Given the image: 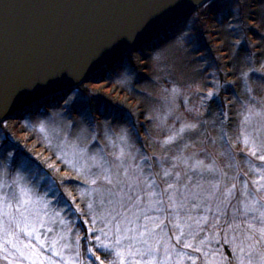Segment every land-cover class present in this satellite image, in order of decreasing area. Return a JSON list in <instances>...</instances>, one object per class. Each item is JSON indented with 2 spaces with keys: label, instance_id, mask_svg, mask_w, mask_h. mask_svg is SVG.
I'll use <instances>...</instances> for the list:
<instances>
[{
  "label": "rangeland",
  "instance_id": "rangeland-1",
  "mask_svg": "<svg viewBox=\"0 0 264 264\" xmlns=\"http://www.w3.org/2000/svg\"><path fill=\"white\" fill-rule=\"evenodd\" d=\"M211 3L212 7L206 5L202 19L192 13L176 23L190 30L186 32L190 42L169 40L161 44L163 37L159 36L78 90L63 95L73 99L77 93L82 94L90 109L91 125L83 123L78 115L80 104L66 106L60 98L0 125V137L4 134L8 137L7 142L0 140L3 148L15 155L17 149L13 145H17L34 162L33 182L43 184L41 177L47 173L49 184L54 183L72 207L71 212L59 208L54 203L56 197L34 189V195L41 197V206L43 200L50 205L48 215H42L41 222L35 224L39 229L37 235L41 236V242L58 241L53 250L59 255H42L38 248L26 247L28 242L24 237L18 239V234L0 228V264H31L33 259L44 264H92L100 255L92 247L97 241L91 235L82 239L91 232L102 237L98 243L112 249L105 264H120L121 260L124 264L149 261L152 264H261L264 234L259 231L257 222L253 221V228L249 229L246 221L264 211V161L260 160L264 155V147H261L264 128L260 127L258 118L245 122L248 116L245 105L264 107V0H211ZM158 45L167 55L162 66L153 59V49ZM241 72L246 73L243 79L247 81L248 91L240 79ZM174 87L179 88L180 94L169 97L172 101L169 112L163 90L170 92ZM210 93L215 94L212 100L207 99ZM57 103L58 108L52 107ZM66 107L71 111H65ZM100 112L105 115L101 116ZM57 113L63 117L59 123L67 125L77 121L80 127L88 128V138L75 141L78 127L63 151L53 148L50 137L39 128ZM158 114L160 120H157ZM69 115L71 120L67 119ZM118 116L124 117L126 122L115 120ZM193 118L203 120V127L198 125L195 130L179 135L184 121ZM106 129L113 138L121 132L126 134L130 146L126 151L130 150L135 157L134 160L128 158L129 165L144 164L147 157L142 179L154 180L162 195L165 211L160 215L168 227L164 233L150 239L148 245L139 241L115 245L113 232L104 226L103 210L84 208L87 185L82 175L67 163L76 159L74 144L89 149L92 154L102 148L112 161L118 149L110 147L104 139ZM170 136L175 142L166 144ZM20 163L16 161V165ZM16 165L9 162L13 175ZM165 171L172 176L165 178ZM199 172L204 173V179L199 178ZM4 174L6 172L0 173V179ZM177 176L180 183L174 184L169 193L177 200L187 197L185 209L178 216L170 215L174 206L165 193L168 182ZM210 179L217 188L208 182ZM194 193L200 195L194 197ZM226 193H230L227 200ZM225 203H229L227 224L219 212ZM232 206L239 209L234 222ZM12 211L0 207V220L11 219L7 214ZM187 225L193 226L195 238H189V242L195 249L176 242L181 232L189 231ZM48 227H53L54 232L47 233ZM149 246L156 249L155 257L145 256ZM88 249L92 252L91 259ZM117 253L122 255L117 256Z\"/></svg>",
  "mask_w": 264,
  "mask_h": 264
},
{
  "label": "snow or ice",
  "instance_id": "snow-or-ice-1",
  "mask_svg": "<svg viewBox=\"0 0 264 264\" xmlns=\"http://www.w3.org/2000/svg\"><path fill=\"white\" fill-rule=\"evenodd\" d=\"M202 3L208 4L212 7L211 0H202ZM158 35L163 37L161 44L167 43L169 40H178L182 42H190V36L186 35L187 31L185 25H176V20L173 18H161L159 19L157 25ZM155 55L153 57L154 61L158 66L165 65L167 60L166 52L162 49L160 45L153 49ZM142 55V54H141ZM231 67V65H229ZM246 73L241 72L240 79L245 85V91L247 89V81L243 78ZM174 83V82H173ZM58 88L57 82H51V90L55 92ZM165 93V105L168 107L169 112L172 111L171 103L172 101L169 97L174 98L180 94L179 88H172L169 92L168 89L163 90ZM215 98L214 93H210L207 99L212 100ZM60 99L65 101L66 106H75L80 104L81 108L78 110V115L82 118L83 123L89 125L92 124V118L90 114V109L86 107L87 101L82 96V94L77 93L76 97L73 99H68L67 96H61ZM251 103V101H249ZM54 108H58L59 104L52 105ZM248 112L246 117V123L251 122L252 119L258 118L260 127L264 128V107H256L253 105L249 107L245 105ZM65 111H71V108L66 107ZM99 111V109H97ZM191 111V110H189ZM101 116L105 114L100 112ZM223 116L224 114L221 113ZM107 118V117H105ZM63 119L59 113L56 117H49L47 122L42 124L39 131L42 134H46L50 137V143L53 148L63 151L64 147L69 143V138L72 137L73 130L79 127V132L75 136V141L80 142L88 138L89 129L80 127L77 121H72L70 124L64 125L59 123V120ZM67 119L71 120L69 115ZM115 120L119 122H126L125 118L122 116L114 117ZM161 117L157 115V120ZM4 123V119L0 117V124ZM204 121L199 118H193L191 121H184L183 127L179 129L178 134L182 135L187 131H192L199 125L203 127ZM222 123V121H221ZM2 131V129H0ZM259 131V129H258ZM104 139L108 145L114 149H118L117 152L113 153L112 161H109L104 154V149L97 148L95 154L87 148H79L78 144H74L77 149L74 153L76 159L74 162H67L78 174L82 175L84 183L87 185L84 189V208L89 211L102 209V216L105 220V227L113 232L114 243L116 246H121L124 241H139L145 245H148L149 240L156 236L158 233H164L168 227L165 223V218H163L160 213L164 212L163 208V198L162 195L157 190V186L154 180H144L143 169L144 164H147V157H144V164L137 165L135 167L129 165L127 160L131 157L133 160L135 157L131 156L129 149L128 139L125 133L121 132L118 136L113 138L112 134L108 129L105 130ZM138 139V138H137ZM3 142L8 141L6 134L0 137ZM93 140L95 137L93 136ZM175 142L174 137H169V140L165 143ZM95 147V145H93ZM17 149L16 154L13 155L12 152L7 151L3 148V144L0 143V173H5L3 179H0V207H7L12 209L7 215L11 216V219L0 220V228L5 231H12L17 238L24 237L27 240L26 247H30L33 250L39 249L40 254L47 255L51 254L53 257L59 255L58 252L53 250L58 241H53L51 244L47 240L41 242V236L37 235L39 229L35 227L36 223L41 222V216H47V208L50 206L47 200L42 201L39 195H34L33 190L43 191L46 195L50 194L56 197L55 205L59 208H66L69 212L72 211V207L64 200L63 195L59 192V188L54 184H49L47 173H43L41 179H43V184L34 183L35 172L33 170L34 162L25 156L21 152L17 145H13ZM264 147V144L261 145ZM256 155V153H253ZM20 160L21 163L16 165V161ZM260 160L264 161V155L260 156ZM16 165V174L13 175L12 169L9 168V162ZM150 167V166H149ZM38 170V169H37ZM195 172L196 169L194 168ZM208 171H211L210 169ZM200 179H204V173H198ZM172 173L165 171L164 177H171ZM191 181V177L189 178ZM212 184L213 188L218 186L210 179L208 181ZM180 177L177 176L174 181L168 182V188L165 189V193L168 194V199L174 206L170 212V215H180L181 210L185 209V203L187 197L184 196L183 199L177 200L174 198L172 193H169V189L173 188V185H179ZM31 185V187H29ZM83 187V185H77ZM186 187V186H185ZM197 187H200L197 183ZM179 191V189H177ZM183 196V193H180ZM194 197L199 196V193H194ZM230 193L225 194V199L227 200ZM251 195V193H249ZM230 203V202H229ZM229 203H225L223 208H219L220 214L225 217V223H229L226 219L228 212L227 208ZM197 208L200 205H196ZM234 211L232 214V221L237 219L236 213L239 211L235 206H232ZM264 207V206H262ZM83 211V210H81ZM247 215V214H246ZM253 221L259 224V231L264 234V211L261 212L260 216H252V220L246 221L249 229L253 228ZM55 223V222H53ZM153 225L150 227L149 225ZM199 225V221H197ZM205 224H207V219L205 218ZM231 226V225H230ZM239 227V225H236ZM178 227V225H177ZM189 231L187 233L181 232L179 236L176 237V242L178 244L183 243L185 248L195 249V245L189 242V238H195V232L192 225H187ZM203 226H201L202 228ZM53 227H48L46 229L47 233L54 232ZM101 232L104 231V227L100 229ZM87 235L95 237L97 242L92 243V247L100 253L92 260V264H105V261L109 256L112 255V249H109L107 245L98 243L102 239L101 236L97 235L96 232L87 233L82 239H86ZM249 239L251 237H248ZM63 240V237H61ZM89 258L92 257L91 249H88ZM156 249L149 246L145 256L155 257ZM117 256H121V253H117ZM62 259V257H61ZM31 264H44V261H36L33 259ZM120 264H124L121 260ZM147 264H152L151 261ZM163 264V262H161ZM261 264H264V257L261 259Z\"/></svg>",
  "mask_w": 264,
  "mask_h": 264
},
{
  "label": "water",
  "instance_id": "water-1",
  "mask_svg": "<svg viewBox=\"0 0 264 264\" xmlns=\"http://www.w3.org/2000/svg\"><path fill=\"white\" fill-rule=\"evenodd\" d=\"M202 0H0V117L69 93ZM57 82L55 92L51 82Z\"/></svg>",
  "mask_w": 264,
  "mask_h": 264
},
{
  "label": "trees",
  "instance_id": "trees-1",
  "mask_svg": "<svg viewBox=\"0 0 264 264\" xmlns=\"http://www.w3.org/2000/svg\"><path fill=\"white\" fill-rule=\"evenodd\" d=\"M206 5H207V4H206ZM206 5H204V6L201 7L199 10H197V11L194 12V14H196V15L199 16V19H202V17H203V13H204V10H205ZM182 20H183V19H182ZM182 20H181V21H182ZM158 36H160V35H158ZM152 40H153V39H152ZM152 40H151V41H152ZM151 41H148L147 43L149 44ZM147 43L143 44L142 47H143V46H146ZM119 62H121V61H118V62L114 63V65L118 64ZM156 64H157V63H156ZM103 72H104V71H103ZM81 87H82V86H81ZM81 87H80V88H81ZM53 101H54V100H48V102H47V101H44V103H42V104L39 105V106H45V105H48L49 103H51V102H53ZM33 108H34V107H31V108H29V109H27V110H25V111H23V112L17 114L16 116H14V118L16 119L17 116L20 117V116H21L22 114H24L26 111L28 112L29 110H32Z\"/></svg>",
  "mask_w": 264,
  "mask_h": 264
},
{
  "label": "bare ground",
  "instance_id": "bare-ground-1",
  "mask_svg": "<svg viewBox=\"0 0 264 264\" xmlns=\"http://www.w3.org/2000/svg\"><path fill=\"white\" fill-rule=\"evenodd\" d=\"M154 55H155V54H154ZM178 59H180V57H179ZM175 61H176V59H175Z\"/></svg>",
  "mask_w": 264,
  "mask_h": 264
}]
</instances>
